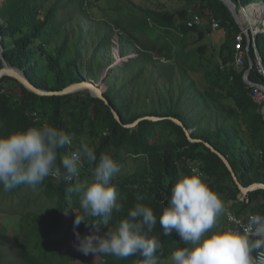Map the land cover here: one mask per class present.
I'll return each mask as SVG.
<instances>
[{"label":"trees","instance_id":"obj_1","mask_svg":"<svg viewBox=\"0 0 264 264\" xmlns=\"http://www.w3.org/2000/svg\"><path fill=\"white\" fill-rule=\"evenodd\" d=\"M98 1L100 0H5L0 9V18L3 19L0 31L6 61L20 69L34 86L44 91H62L71 84L91 79V76L81 72L80 56L76 54L73 58L69 57L66 42L54 51H49L44 42L39 40L53 27L61 26V22L56 24L59 11L71 6L86 10V3L89 8ZM190 1L199 4L203 13L212 22H219L221 29H225L228 34V39L220 47L219 58L222 63L217 66L216 78L212 82L213 90L218 88L219 91L207 94L208 100L218 110L225 112L219 117L218 126L214 130L198 127L199 119L195 121L188 113L177 108L181 95L169 107L160 109L164 105L160 103L158 108L132 112L131 103L121 96L111 77L105 81L108 89L104 93L110 105L91 96L87 90L64 96H40L27 90L14 78L5 76L0 79V134L47 122L73 137V145L61 150L62 154L74 151L79 142L84 140L96 149L98 157L101 153H107L120 166L128 163L130 173L115 176L113 180L123 206L122 212L114 213V221L124 218L136 203L152 207L159 216L177 176L180 173L187 174L190 164L197 162L206 174L209 186L220 194L224 202L230 200L235 203V207L228 212L241 218L253 213L264 214V190L251 191L241 201L239 196L242 193L232 173L223 160L205 145L209 143L228 159L242 186L247 188L257 183L264 184V115L262 108L250 95L251 88L244 82L249 63L242 71L233 66L232 44L241 29L222 1ZM233 1L237 6H248L243 9L236 7L239 22L244 28L250 25L254 28L261 21L264 23V5L261 4L258 9L253 4L264 0ZM117 11L125 26L122 27V23L116 21L113 27L132 38L134 50L139 54L136 59L131 58L129 63L132 64L140 61L153 62L152 53L159 54L161 58L166 56L169 60H179L183 57L178 46L182 41L192 34H197L198 40L202 41L211 32L210 27L207 30L188 28L185 22L189 19L190 12L186 9L171 12L139 8L132 1L124 0L119 2ZM256 41L264 68V32L256 35ZM102 45L99 44L98 49ZM244 45L248 46L247 39ZM120 50L122 57L129 53L124 44ZM198 51L204 54L207 48L200 47ZM249 51L250 57L255 60L254 47L251 46ZM43 61H46V68ZM2 67L0 60V69ZM143 70L137 76H141ZM192 70L196 71L197 68L193 67ZM250 79L264 84V76L255 67ZM123 89L127 90L125 85ZM224 100L230 102L225 103ZM112 108L118 112L122 123L115 119ZM146 116L161 119H145L132 128L124 126ZM171 117L179 119L186 129L192 131L191 137L201 142L190 141L184 128L173 122ZM231 120H236L237 123H232ZM89 176L90 167L85 164L71 182L55 180L50 176L35 189L21 185L5 192L0 187L1 200L15 201L12 204L13 217H8L4 211L0 212L3 216L0 218L3 221L0 224V244L9 239V231L4 226L7 219L20 218L18 231L11 233V242L16 251L8 253L10 258L2 256L0 252V264H92L86 260L85 257L88 256L75 247L78 242L73 223L75 209L78 207V194L68 192L69 187L86 181ZM27 192L36 193L26 207H14L15 204H22ZM140 197L143 199H139ZM107 227L99 225V234H103ZM76 231L83 236L97 231V228L82 222ZM154 234L163 246L165 258L170 256L175 247L184 246L175 233L170 237L164 236L159 223ZM94 258L98 264H138L137 257L120 259L100 255Z\"/></svg>","mask_w":264,"mask_h":264},{"label":"clouds","instance_id":"obj_2","mask_svg":"<svg viewBox=\"0 0 264 264\" xmlns=\"http://www.w3.org/2000/svg\"><path fill=\"white\" fill-rule=\"evenodd\" d=\"M72 145V135L47 122L0 134V187L5 192L21 185L35 189L50 176L71 182L87 164L89 178L68 188L78 194L73 231L75 247L83 255L137 257L138 264H264V214H249L242 224L217 226L225 205L199 162L177 176L159 216L152 207L136 203L114 221V213L123 211L113 182L119 163L107 153L98 157L84 140L62 154ZM82 222L97 231L81 236L76 229ZM157 223L164 236L175 233L184 245L166 258L154 234ZM99 225L108 226L103 234Z\"/></svg>","mask_w":264,"mask_h":264},{"label":"rangeland","instance_id":"obj_3","mask_svg":"<svg viewBox=\"0 0 264 264\" xmlns=\"http://www.w3.org/2000/svg\"><path fill=\"white\" fill-rule=\"evenodd\" d=\"M4 1L0 0V5H3ZM121 1L124 0H100L92 7H85L86 10L73 6L63 9L57 14L56 24L61 22V26L53 27L52 30L47 31L39 41H43L49 51H54L56 47L66 42L69 57L73 58L76 54L79 55L82 74L91 76V79H86L99 83L102 78L106 77L104 84H101V88L105 91L108 89V84H105V81L110 80L111 77L117 84L116 88L120 90L121 96L131 103L132 112H145L149 109L158 108L160 103L164 104L160 109L169 107L172 105L171 102L181 95L177 108L188 113V116L193 117L195 121L199 119L198 127L214 130L218 126L219 117L225 112L218 110L208 100L207 94L219 91L218 88L213 90L212 82L216 78L217 66L222 63L219 58V50L225 39H228L227 31L220 28L221 30L214 37H206L202 41L198 40L197 34L187 37L178 45L183 52V57L179 60H169L166 56L161 58L159 54L152 53L153 62L140 61L132 64L129 63L131 58L136 59L139 55L134 50L132 38L124 34L122 30L113 27L116 21H120L122 27L125 26V22L121 21V15L117 11ZM130 1L139 8L171 12L186 9L190 12L189 18L194 15H199L202 18L204 25L200 28L201 30H207L212 22L209 16L203 13V8L190 0ZM255 5L258 6V9L261 6L259 3ZM238 9L241 7L238 6ZM2 22L3 19L0 18V23ZM258 26L264 28V23L261 21ZM239 27L242 30L240 25ZM99 44H103L100 49H98ZM123 44L129 50L125 57H122L120 53ZM200 47H206V53L199 52L198 48ZM232 47L234 56L235 42H233ZM45 65L46 61H43V66L45 67ZM112 65L114 66L110 69L109 67ZM193 67H196L197 70H192ZM141 69L143 74L137 76ZM49 76L53 77L52 74ZM124 85L127 90L123 89ZM224 102L229 103L230 101L224 100ZM231 121L237 123L236 120ZM130 171L131 168L128 163L121 165L120 172L116 176H126ZM35 193L27 192L26 198L21 202L22 204L20 206L15 204L14 207H26L25 205L35 196ZM39 201L42 202V200ZM13 203L15 201L11 202L0 198V212L3 213L4 211L8 217H13ZM224 205L225 212L218 219L217 226L220 227L226 226L227 213L235 207V203H231L230 200H225ZM2 217L0 215V218ZM19 219V217L17 219L9 218L5 222L4 226L9 231L7 237L9 239L0 244L2 256L10 258L8 253L16 251L11 242V233L18 231ZM0 224H3L1 219ZM85 258L92 264H98L94 256L88 255ZM75 264H84V262Z\"/></svg>","mask_w":264,"mask_h":264},{"label":"water","instance_id":"obj_4","mask_svg":"<svg viewBox=\"0 0 264 264\" xmlns=\"http://www.w3.org/2000/svg\"><path fill=\"white\" fill-rule=\"evenodd\" d=\"M220 1H222L227 6V8L230 10L231 14L235 18L236 22L241 26V23L239 22V19H238L237 12L235 11L236 7L238 8V6L234 3V1L233 0H220ZM258 3L264 5V2H258ZM254 4H257V3H254ZM251 5H253V4H251ZM1 7H2V5H0V9H1ZM241 28H242V26H241ZM260 32H261V30H258V33H260ZM263 32H264V30H263ZM247 33L249 36L248 46L251 47V45H252L251 37H250L251 32L249 29H247ZM0 60H2V64H3L2 69H0V79L5 77V76L14 78L17 81H19L27 90H29L35 94H38L40 96H64V95H69V94H73V93L82 92V91L87 90L90 92L91 96L96 97V98H100V99L104 100L107 105H110L109 101L105 98V95H104L105 91L101 88V84H104V79L106 77L102 78V80L99 83H95L92 80H85L83 82L74 83V84L69 85L68 87H66L62 91H44V90H41V89L37 88L36 86H34L20 69L11 66L6 61L5 56H4V48L2 46L1 31H0ZM113 66L114 65L110 66L109 68L111 69V68H113ZM253 68H254V65L252 62V63H250L249 68L246 70L245 75H244L247 82L251 85H254L252 80L249 78ZM15 71H17L19 74L16 73ZM112 112H113L115 119L119 123H122V119H121L120 115L118 114V112L114 108H112ZM262 114L264 115V109L262 111ZM145 119L157 121L161 118L146 116V117L140 118L139 120H137L136 122H134L132 124H126L124 126L127 128H132V127H135L136 125H138L142 120H145ZM170 119L173 122H175L176 124H178L184 128L186 135L190 141L201 142V140H195L191 137L192 131L186 129L184 127V124L179 119L172 118V117ZM205 145L208 148H210L212 152L217 154L223 160V162L226 164V166L228 167V169L232 173V176H233L238 188L240 189L241 193L248 195L251 191H254L257 189H263L264 190V184H262V183L253 184L247 188L242 186L240 184L236 174L234 173L233 168H232L231 164L229 163L228 159L224 155H222L219 151L214 149L209 143H205Z\"/></svg>","mask_w":264,"mask_h":264},{"label":"built area","instance_id":"obj_5","mask_svg":"<svg viewBox=\"0 0 264 264\" xmlns=\"http://www.w3.org/2000/svg\"><path fill=\"white\" fill-rule=\"evenodd\" d=\"M88 5V3H86V6ZM241 9L245 8L244 6H240ZM186 26L188 28H201L203 27V20L199 15H194L191 18H189L188 20H186ZM242 26V30L241 32L237 35L236 39H235V53H234V62H233V66L236 70L238 71H242L246 68V65L249 63L253 62L254 67L258 70V72L264 76V68H263V64H262V59L258 53L257 50V41H256V35L258 33V30L262 29L260 26L258 27V23L254 25L253 27H248V28H244L243 25ZM221 28L220 23L217 21H213L210 24V30L211 32L208 33V36L210 37L211 34L217 32L219 29ZM247 29L250 30L251 32V42H252V47H254L255 49V53H256V59L253 60L250 57V47L247 46L245 47V40L249 38L248 33H247ZM250 78V77H249ZM244 82L245 84L251 88V97L253 99V101L255 103H257L261 108L262 111L264 109V84H259V83H255L253 82L254 85H251L247 82L245 76H244ZM36 116V114H35ZM192 165L190 164V167ZM55 180H61V179H57L55 177H52ZM246 195L245 194H241L239 196L240 200L243 201L245 200ZM249 216V215H248ZM247 216V217H248ZM246 217V218H247ZM246 218H241L238 217L236 214L228 212L227 213V222H226V226H231V225H237V224H242L243 222H245Z\"/></svg>","mask_w":264,"mask_h":264},{"label":"crops","instance_id":"obj_6","mask_svg":"<svg viewBox=\"0 0 264 264\" xmlns=\"http://www.w3.org/2000/svg\"><path fill=\"white\" fill-rule=\"evenodd\" d=\"M259 23H260V22H258V24H259ZM220 30H221V29H219L217 32L211 34L210 37H214V35H215L216 33H218ZM206 37H209V36L207 35Z\"/></svg>","mask_w":264,"mask_h":264},{"label":"bare ground","instance_id":"obj_7","mask_svg":"<svg viewBox=\"0 0 264 264\" xmlns=\"http://www.w3.org/2000/svg\"><path fill=\"white\" fill-rule=\"evenodd\" d=\"M254 4V3H253ZM93 5V4H92ZM87 7V6H86ZM235 11L237 12V10L235 9ZM250 27H252V25H250ZM16 73H18L17 71H15ZM19 74V73H18Z\"/></svg>","mask_w":264,"mask_h":264}]
</instances>
